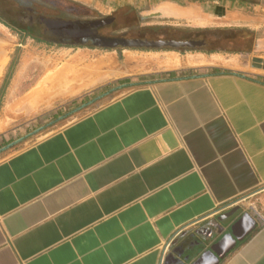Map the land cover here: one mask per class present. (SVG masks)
Instances as JSON below:
<instances>
[{"label":"crops","instance_id":"0c3cea01","mask_svg":"<svg viewBox=\"0 0 264 264\" xmlns=\"http://www.w3.org/2000/svg\"><path fill=\"white\" fill-rule=\"evenodd\" d=\"M55 2L0 0V41L146 50L89 42L108 38L107 0ZM144 40L199 44L0 131V264H264L263 60Z\"/></svg>","mask_w":264,"mask_h":264},{"label":"rangeland","instance_id":"374dc122","mask_svg":"<svg viewBox=\"0 0 264 264\" xmlns=\"http://www.w3.org/2000/svg\"><path fill=\"white\" fill-rule=\"evenodd\" d=\"M107 1L111 5L104 8V11L108 12L104 15L99 14V17L113 16L115 21L109 29L104 30V33L114 36L124 34L126 37H138L142 40L204 39L210 43L209 46L214 45L222 50L251 52L250 56L245 54V58L250 59L251 55L258 56L260 61L263 60L261 64L264 65V48L253 50V39L257 37L264 39V0H173L183 7L190 8L169 5L175 8L167 10V13H171V15L159 11L157 15L144 19L140 17L141 14L155 13L156 10H159V6L163 9L164 0ZM103 3L105 4V1ZM241 34H249V38L241 41L239 40ZM234 38L237 39L234 40ZM5 40L3 41L7 43L12 66L10 70L5 71L3 82L7 80L2 83L1 87L0 109L2 115L6 111L12 116L7 121L11 125L30 120L29 118L32 116L40 115L46 110L45 108L53 107L59 102L77 98L78 94L82 92L81 89L88 90L94 85L110 80L109 85L117 82L118 80L115 81L114 78L122 74L125 66L124 61H126L124 54L128 52L124 51L125 53H123L122 48L94 50L93 52L69 50L41 44L26 38L21 39L11 36L10 33L7 34ZM136 51L134 54L130 52L136 60L131 61L128 65L132 62L139 64L138 62L144 61L145 58L147 60L155 56L165 58L169 56V52L162 54L161 51L154 50ZM180 53H182L181 50ZM77 55L82 56L86 59V63L89 62L88 64L92 65L90 68L93 77L85 79L83 84L69 86L60 93L56 92L45 103L39 104L40 101L34 100L32 103L18 104L42 75L60 68L66 61ZM189 55L191 56V54ZM46 63H50V67L45 69ZM3 129L0 128V131ZM2 155L0 154V157Z\"/></svg>","mask_w":264,"mask_h":264},{"label":"bare ground","instance_id":"6f19581e","mask_svg":"<svg viewBox=\"0 0 264 264\" xmlns=\"http://www.w3.org/2000/svg\"><path fill=\"white\" fill-rule=\"evenodd\" d=\"M161 12L163 14H171L164 11V9H162ZM4 45H5L4 41L3 40L0 41V56H3V54L5 53ZM124 57L126 58L125 62H127V64L130 63L131 61L136 60L135 57H132V54L130 52L125 53ZM172 59H174L175 62H178L177 55L172 54ZM216 60L223 62L224 59L221 57H216ZM86 62L87 61L85 58L77 55L71 58L70 60L66 61L63 65H61L60 68L45 73L38 79L35 85L30 88V90L24 95V98L18 104L20 105L28 104V103H32L34 100L40 101L39 104L45 103L46 101L50 100L51 97L55 95L56 92L60 93L61 91L66 90V88H68L69 86L72 87L80 83L83 84L85 79H88L89 77L90 78L93 77L92 76L93 72H91L92 70L90 68V66L92 65L91 64L89 65L88 64L89 62L88 63ZM49 64L50 63L45 64V69L46 67L49 66ZM9 118H12V116H10L9 113L5 111L3 115L0 117V128L2 129L4 128Z\"/></svg>","mask_w":264,"mask_h":264},{"label":"water","instance_id":"95a60500","mask_svg":"<svg viewBox=\"0 0 264 264\" xmlns=\"http://www.w3.org/2000/svg\"><path fill=\"white\" fill-rule=\"evenodd\" d=\"M158 13H153V15H157ZM152 15V16H153ZM90 43L97 46H116L120 45L123 47H157L162 45V43L172 46V47H179V46H188V47H194L198 45V42L195 41H186V42H175V41H169V42H149L147 40H141V39H124V38H101V37H94L89 40Z\"/></svg>","mask_w":264,"mask_h":264},{"label":"flooded vegetation","instance_id":"af4514ba","mask_svg":"<svg viewBox=\"0 0 264 264\" xmlns=\"http://www.w3.org/2000/svg\"><path fill=\"white\" fill-rule=\"evenodd\" d=\"M142 17V16H141ZM115 18L112 16H110L108 19H107V24L109 27H111L114 23V20ZM106 23V22H105ZM114 33V31H112ZM102 36H105V37H108V38H138V37H126V35L122 34V35H110V34H105V35H102ZM160 41V40H159ZM163 42H169V41H163ZM210 43L206 42L204 40V42L196 47L195 49L197 50H212V51H216V50H222L220 48H217L215 47L214 45L213 46H209ZM209 47V48H208ZM142 49H146V50H159V49H174L173 47L169 46V45H166L164 43H162V45L158 46V47H142ZM179 49H182V47H179Z\"/></svg>","mask_w":264,"mask_h":264},{"label":"trees","instance_id":"16d2710c","mask_svg":"<svg viewBox=\"0 0 264 264\" xmlns=\"http://www.w3.org/2000/svg\"><path fill=\"white\" fill-rule=\"evenodd\" d=\"M56 2L55 3H58L59 2V0H55ZM27 9V8H26ZM29 9V11H30V8H28Z\"/></svg>","mask_w":264,"mask_h":264}]
</instances>
